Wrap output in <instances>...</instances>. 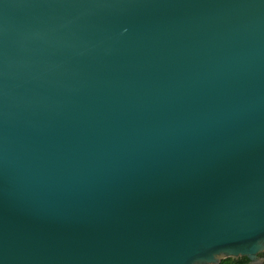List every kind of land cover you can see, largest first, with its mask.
Here are the masks:
<instances>
[{
	"label": "water",
	"instance_id": "obj_1",
	"mask_svg": "<svg viewBox=\"0 0 264 264\" xmlns=\"http://www.w3.org/2000/svg\"><path fill=\"white\" fill-rule=\"evenodd\" d=\"M261 253L264 0H0V264Z\"/></svg>",
	"mask_w": 264,
	"mask_h": 264
},
{
	"label": "trees",
	"instance_id": "obj_2",
	"mask_svg": "<svg viewBox=\"0 0 264 264\" xmlns=\"http://www.w3.org/2000/svg\"><path fill=\"white\" fill-rule=\"evenodd\" d=\"M264 258V253L260 254ZM218 264H249V260L246 257H239V258H224L221 259ZM264 264V260L262 262Z\"/></svg>",
	"mask_w": 264,
	"mask_h": 264
}]
</instances>
